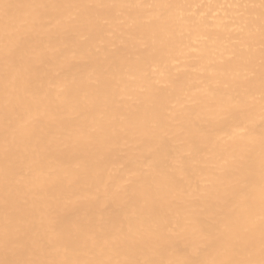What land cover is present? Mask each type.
<instances>
[{
  "label": "bare ground",
  "instance_id": "bare-ground-1",
  "mask_svg": "<svg viewBox=\"0 0 264 264\" xmlns=\"http://www.w3.org/2000/svg\"><path fill=\"white\" fill-rule=\"evenodd\" d=\"M0 264H264V0H0Z\"/></svg>",
  "mask_w": 264,
  "mask_h": 264
}]
</instances>
